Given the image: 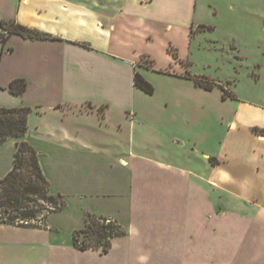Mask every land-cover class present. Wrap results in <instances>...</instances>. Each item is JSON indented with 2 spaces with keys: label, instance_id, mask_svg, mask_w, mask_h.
I'll return each mask as SVG.
<instances>
[{
  "label": "crops",
  "instance_id": "obj_1",
  "mask_svg": "<svg viewBox=\"0 0 264 264\" xmlns=\"http://www.w3.org/2000/svg\"><path fill=\"white\" fill-rule=\"evenodd\" d=\"M196 12L197 0H0V29L15 20L55 37L0 42V106L31 108L25 139L66 201L46 227L0 222V264H264V168L259 160L257 173L249 169L246 145L264 144L255 131L264 126L238 119L241 104L260 107L233 108L227 131L245 144L242 155L222 151L205 131V99H191L205 90L168 51L189 42ZM157 70L178 88H161ZM137 71L153 94L135 85ZM15 79L27 83L21 94L10 90ZM19 140L0 146V178ZM72 202L82 212L65 241L48 221ZM87 212L125 231L107 253L74 244Z\"/></svg>",
  "mask_w": 264,
  "mask_h": 264
},
{
  "label": "rangeland",
  "instance_id": "obj_2",
  "mask_svg": "<svg viewBox=\"0 0 264 264\" xmlns=\"http://www.w3.org/2000/svg\"><path fill=\"white\" fill-rule=\"evenodd\" d=\"M195 19L198 24L192 29L189 42L183 38L173 43L168 48L169 54L187 68L185 76L200 77L205 84L214 86L213 89L198 86L192 78L194 84L205 91L191 99L196 104L205 99V131L208 135L215 133L214 136L222 140L221 143L217 142L222 151L242 155L240 149L245 143H238L239 138L234 141L233 135L227 131V121L233 108L244 102L261 109L241 104L238 119L255 126H258L256 123L264 126V0H197ZM149 51H154V57H158L157 61L152 58L155 59L154 65L161 66L164 62L160 58V47L156 45L153 49L152 46ZM148 61L143 58L142 64L147 66ZM173 65L177 68L175 62ZM156 73L161 75L165 71L157 70ZM160 77L161 88H178L171 80L162 78V75ZM187 87L185 85L182 88ZM224 94L226 98L223 97ZM255 131L264 134V130L260 128ZM247 144L248 155H254L252 162H249V169L257 173L256 165L259 160L261 170L264 168V144ZM233 145H239L236 153L232 151ZM207 146L209 147V143ZM254 149L257 151L253 152ZM260 178L264 180L263 176ZM82 206L80 202H72L63 214H54L48 221L62 227L61 233L65 241L71 235L69 228L80 219Z\"/></svg>",
  "mask_w": 264,
  "mask_h": 264
},
{
  "label": "trees",
  "instance_id": "obj_3",
  "mask_svg": "<svg viewBox=\"0 0 264 264\" xmlns=\"http://www.w3.org/2000/svg\"><path fill=\"white\" fill-rule=\"evenodd\" d=\"M12 34H20L31 39H55V37L37 29L17 23L15 20H2L0 42L5 44ZM2 53H0L1 62ZM192 79L191 75H186ZM198 86L213 89L200 77L193 78ZM135 85L148 94L154 93V86L138 71ZM24 79H15L10 84L11 92L21 94L26 90ZM226 98V94L223 95ZM30 107L7 108L0 106V146L10 136L18 137L14 166L3 178H0V222L23 227H46L50 213L63 210L66 201L61 194H54L50 181L40 163L37 149L25 139L28 131ZM125 233L120 223L111 217L85 214V226L76 229L73 241L81 250L100 249L107 253L112 240Z\"/></svg>",
  "mask_w": 264,
  "mask_h": 264
}]
</instances>
